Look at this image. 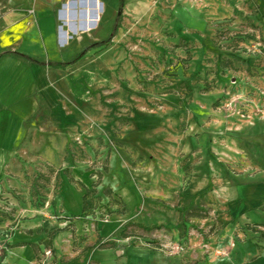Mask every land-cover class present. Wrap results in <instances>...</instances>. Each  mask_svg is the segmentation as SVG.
Returning a JSON list of instances; mask_svg holds the SVG:
<instances>
[{"label":"rangeland","instance_id":"1","mask_svg":"<svg viewBox=\"0 0 264 264\" xmlns=\"http://www.w3.org/2000/svg\"><path fill=\"white\" fill-rule=\"evenodd\" d=\"M99 1L103 12L90 32H82L87 15L73 10L80 32L60 44L64 22L55 10L54 28L46 26L54 41L43 34L50 57L46 101L77 119L65 133V164L28 168L51 175L46 181L37 175L32 197L44 201L57 172H85L95 192L84 215L90 232L100 233L98 219L133 214L109 235L114 242L98 248L162 250L180 264H230L232 256L235 264H264V202L259 212L234 219L219 192L226 172L264 182V124L256 120L253 133L236 130L251 122L238 116L229 124L235 116L220 108L228 93L251 96L264 117V0H126L123 7L121 0ZM246 141L254 143L248 157L238 152ZM126 185L138 199L132 212L114 191ZM18 198L14 191L0 196L15 213ZM165 220L170 223L162 225Z\"/></svg>","mask_w":264,"mask_h":264},{"label":"crops","instance_id":"2","mask_svg":"<svg viewBox=\"0 0 264 264\" xmlns=\"http://www.w3.org/2000/svg\"><path fill=\"white\" fill-rule=\"evenodd\" d=\"M83 1L79 0L80 4L86 6V0ZM96 1L101 4L102 14L104 5ZM64 2L0 0V196L14 191L22 197V201L19 198L14 201L19 217L18 229L12 233L7 249L0 257V264H39L47 249L53 252L50 264H180L162 250L154 254L150 249L125 244L117 248L112 245L98 248L99 244L114 242L109 235L129 221L133 214L127 212L125 215H111L105 220L98 219L100 233L90 232L85 227L89 221L84 217L86 212L83 210L84 195L87 191H93L88 173L69 172L66 175L57 172L54 180L50 181L48 190L51 192L47 193V198L38 203L32 197L33 180L37 175L41 173L43 178L51 175L50 172H27L28 168L34 162L54 167L64 165L70 142L65 133L72 127L70 121L73 119L76 122L77 119L68 114L65 106L53 104L51 99L46 101L43 92L45 82L49 83L50 80V66L45 62V58L50 57L44 45L48 42L43 34L51 33L52 36H47V39L54 41L53 31L46 26L52 24L54 28L52 18L55 10L65 8L68 2ZM108 4L113 8L111 2ZM38 17H50L51 23ZM91 30L84 27L82 32ZM58 47L62 48L60 45ZM37 55L44 63L35 60ZM35 97L41 98V102L36 103ZM258 107L252 106L248 110L252 117L244 121L251 123L239 125L236 130L248 129L253 133L256 120L264 124L263 115L256 113L255 108ZM238 118H229L230 122L227 123L234 125ZM224 127L227 128V125ZM253 144L252 141L244 142V148H238V152L248 157ZM69 176L83 185H75ZM57 177L59 186L56 188L53 185ZM219 177V192L230 217L237 219L251 211H260L264 202V182L246 173L235 175L226 172ZM209 185L210 182L205 180L204 186ZM114 191L122 197L128 211L132 212L138 199L131 186L114 187ZM168 222L165 220L161 224L168 225ZM88 243H96V248H86ZM227 261L236 263L233 256Z\"/></svg>","mask_w":264,"mask_h":264},{"label":"built area","instance_id":"3","mask_svg":"<svg viewBox=\"0 0 264 264\" xmlns=\"http://www.w3.org/2000/svg\"><path fill=\"white\" fill-rule=\"evenodd\" d=\"M58 37H59V41H60V44H64V43H67L68 40H65L63 41L61 39V36H60V33L62 31H64L65 29V26H59L58 28ZM236 81H237V78L235 76H232L229 78V84L230 85H235L236 84ZM229 98H227V100L224 102L223 105H221L220 108L226 110V112L230 113V115L232 116H239L240 118L242 119H246V120H250L251 117H252V114L250 112H248V107L245 106V107H241L240 105L245 103L246 105L248 104L249 107L251 108L252 106H256L257 107V100L253 99V98H245L244 96H238V95H234L232 96L230 93L227 94ZM241 102L243 101V103H240L239 104V107H238V102ZM76 141H78L79 143H81V140L80 138L76 139ZM9 202V201H8ZM7 202H2L0 200V209H4L6 213H9L11 212L12 210V207H13V204L12 202H9V205L5 204ZM6 205V206H3ZM18 218V217H17ZM18 222H19V218H18V221L15 223V225H10L6 228H4L3 230H0V257L3 256L4 254V251H6L7 249V246H8V242L11 238V235L12 233L18 229L17 225H18ZM183 248H180V247H176V251H182ZM53 255V252L52 250L50 249H47L43 256L41 257L40 261H39V264H50V259Z\"/></svg>","mask_w":264,"mask_h":264},{"label":"bare ground","instance_id":"4","mask_svg":"<svg viewBox=\"0 0 264 264\" xmlns=\"http://www.w3.org/2000/svg\"><path fill=\"white\" fill-rule=\"evenodd\" d=\"M73 10H81L82 13H85L87 15L86 16L87 29H95L96 26L99 24V15L101 14L100 3H98L96 0H86V6H85L83 4H80L79 0L78 1L70 0L60 13V20L64 22L63 24L67 28L60 33L61 39L63 41L70 39L69 38L70 33L74 35L79 31V28L75 29L73 25L75 16L72 17L70 15L71 13L74 12Z\"/></svg>","mask_w":264,"mask_h":264},{"label":"trees","instance_id":"5","mask_svg":"<svg viewBox=\"0 0 264 264\" xmlns=\"http://www.w3.org/2000/svg\"><path fill=\"white\" fill-rule=\"evenodd\" d=\"M125 1L126 0H121L120 7H123V5L125 4ZM114 33H115V30H114ZM105 44H107V42L100 44L99 47L104 46ZM80 55H82V54H79L76 57V60L79 59L80 57H82ZM237 84H238V81H236V84L232 85V86H236ZM225 98L227 99V97H225ZM94 193H95L94 190L93 191H87V193L84 195V198H83V201H84L83 210H84V212L88 211V204L87 203H88V200L94 196ZM5 202H7L5 204L9 205V202H11V201H9V202L5 201ZM3 206H6V205L3 204ZM11 210H12L11 212L6 213L4 209L3 210L0 209V227H3V229L10 226V225L14 226L15 223L18 221L17 214L15 213L14 205H13ZM17 227H18V225H17ZM262 235H264V234H262Z\"/></svg>","mask_w":264,"mask_h":264}]
</instances>
